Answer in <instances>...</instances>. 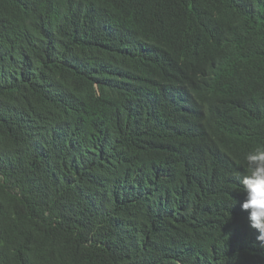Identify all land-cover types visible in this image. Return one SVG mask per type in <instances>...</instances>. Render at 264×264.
I'll return each instance as SVG.
<instances>
[{"label":"trees","instance_id":"16d2710c","mask_svg":"<svg viewBox=\"0 0 264 264\" xmlns=\"http://www.w3.org/2000/svg\"><path fill=\"white\" fill-rule=\"evenodd\" d=\"M260 143L264 0H0V264H264Z\"/></svg>","mask_w":264,"mask_h":264},{"label":"clouds","instance_id":"9594fccd","mask_svg":"<svg viewBox=\"0 0 264 264\" xmlns=\"http://www.w3.org/2000/svg\"><path fill=\"white\" fill-rule=\"evenodd\" d=\"M245 174L239 177L245 199L241 204L247 212L249 226L256 233V240L264 247V143L245 154Z\"/></svg>","mask_w":264,"mask_h":264}]
</instances>
